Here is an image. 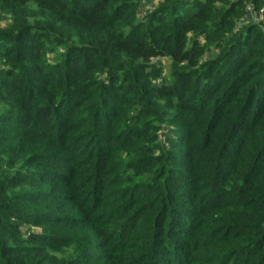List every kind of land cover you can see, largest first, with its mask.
<instances>
[{"label":"trees","instance_id":"obj_1","mask_svg":"<svg viewBox=\"0 0 264 264\" xmlns=\"http://www.w3.org/2000/svg\"><path fill=\"white\" fill-rule=\"evenodd\" d=\"M257 2L264 6V0H162L153 6L145 0H0V102L17 106L9 113L17 125L0 126V264H75L76 254L95 243L86 230L93 229L88 227L99 223L98 219L88 220L77 214L68 225L83 231L86 243H71L68 248L76 256L55 260L58 248L53 245L57 243L53 234L57 231L51 225L65 223L58 219L70 211L59 203L68 200L56 194L55 187L43 191L41 185L55 181L58 174H50L55 180L33 170L28 172L30 180L14 179L13 175H20L24 167L32 165L29 157L61 158L60 151L69 148L64 155L77 158L76 166L67 170L68 175L59 183L66 186L82 180L85 187L96 185L105 170V153L97 144H119L124 136L121 130L106 134L118 115L108 109L118 108L119 113L122 108L132 107L138 116L132 115L131 119L141 127L146 122L140 115L148 114L149 101L157 98L175 100L173 121L179 127H190V131L178 128L177 139L181 140L172 141V147H183L188 139L193 142L180 148L178 156H186L177 168L167 167L175 153L172 149L166 151L161 142L164 134L158 133L160 126L149 125L161 154L152 155L148 162L151 165L146 167H140L135 159L130 164L144 175L130 197L143 189L150 198L146 200L148 205L155 210L148 214L149 222L142 219L135 224L138 229L149 228L145 235L135 232L131 236L133 245L149 239L159 241L166 223L171 230L179 224V231H183L188 215L183 208L184 194L178 189L171 194L168 191L170 183H176L171 180L174 177L184 178L192 188L195 186L194 190L201 188L203 194L212 193L207 199L209 208L224 206V189L200 181L202 169L217 183H221V174L227 180L231 172L237 171L238 190L247 198L245 206L264 214V15L259 24L249 23L248 19L249 9ZM5 17L8 24L3 23ZM208 43L213 44L217 56L201 61ZM49 54L57 55L54 64L48 62ZM165 56L177 66L172 72L174 84L147 85L156 77L145 69L156 68L153 59ZM183 64L186 67H179ZM130 131L122 143L144 133L137 127ZM144 135L149 139L150 134ZM19 136L21 149H29L20 167V157L13 162L14 153L7 154L17 146L4 149L1 144L16 141ZM16 163V174L8 175ZM224 168L227 170L223 172ZM32 181H37L33 186L37 192L24 188ZM126 181L115 179L113 183L123 186ZM162 182L164 193H158L156 187ZM117 193L111 212L124 220L130 202L126 195H119L121 191ZM93 202L83 206V213L99 208ZM14 215L30 225L26 231L13 221L18 217ZM162 217H167L165 224ZM255 220H220L223 230L229 232L219 256L231 260L237 253L246 252V259L242 254L240 261L264 264V230ZM38 225L42 228L36 233L32 226ZM253 247L257 248L251 253ZM160 248L163 254L167 252Z\"/></svg>","mask_w":264,"mask_h":264},{"label":"rangeland","instance_id":"obj_2","mask_svg":"<svg viewBox=\"0 0 264 264\" xmlns=\"http://www.w3.org/2000/svg\"><path fill=\"white\" fill-rule=\"evenodd\" d=\"M160 1L162 0H145V3L147 5L153 6L155 3ZM254 5L255 7H253L251 11L248 12L249 23L259 24L262 20L260 18L259 11H261L262 7L258 2ZM141 13V16L146 14V9L143 7V5L141 7ZM1 14L2 13H0V16ZM3 21L4 24H8L10 22L6 19V17L3 18ZM204 53L205 55L201 58V61L211 60L217 56V50L213 48V44L211 43H208ZM46 58L49 63L54 64L56 62L57 55L49 54L46 56ZM152 64H155L156 68L149 67L145 70L147 73L149 72V74H154L156 79L154 80V83H147V85L149 84L150 86H154L153 84H155L161 86L162 84H165L170 86L174 84L175 79L172 76V72L177 68V66L174 65L171 58L167 56L154 58ZM179 67L184 68L186 67V64L180 65ZM145 81L148 82L147 80ZM132 96L134 95H131L133 102L134 97ZM175 104V100L171 101L170 99L165 98H157L153 102L149 101V113L140 115V118L145 117L146 122L141 127H138V122L131 119L132 115H137L132 107L127 106L126 108H122L119 113H117L118 108L111 107L108 109L111 113L118 114L112 120L111 128H109V130L106 132L108 136L116 133L118 130H121V134H124L126 137L125 133H127V136L130 135V130L134 127H137L138 129L142 128L144 129L143 132L145 134L150 135L148 139L143 133L142 137L128 141L126 143H122L124 140L123 136L121 138V143L119 144H116L115 141H107V144L105 145L97 144L101 152L105 153V155L102 157V166H104L105 170L102 175H99L98 179L100 180L94 186L91 185L85 187L86 185L82 180L73 181L70 185L66 186L59 183L66 177V175H68L67 170H70L76 166L77 158H72L74 156L69 155L65 157L66 155H64L69 151V148L64 152L60 151L63 154L61 158L54 159L48 156L29 157V162H31L32 165L24 167L23 170L25 171H23V173L20 175H13L16 174L15 169L17 168V163L15 164L16 167L14 169L8 170L7 174L13 175L14 179L24 178L25 180L31 179L28 173L30 170L49 174L47 178L53 180L56 178L55 176H50V174H58V179L55 181H49L43 185H41L42 183L40 181L43 191H53L51 189L55 187L54 192L58 195L60 194L67 197L68 200L66 203H59L60 206H66L68 211H70L63 212L64 215L60 217L61 219H58L59 222L64 221L65 223L61 224L65 225H51L57 231V233L52 232V234L54 233V238L57 241V243H54L53 245L58 248V252L54 253L53 255L55 260H62L63 258L66 259L69 256L77 255L75 264H245L243 261H240V259L242 254H244V259H246V252L237 253L236 256H234L231 260L224 259L222 256H219V248L225 244L224 237L229 232V230H223L224 227L220 223V220L223 218H233V220L243 217L248 218V220L255 218L256 220L254 222L261 223L257 224L260 225L258 228L264 230V214H258L254 212L252 208L245 206V201L247 198L243 197L242 192H239L238 190L240 175L237 173V171L231 172L227 180L225 179L226 176L221 174V183H217V181H215L212 176L209 175L206 169H202L204 176L200 179V181L203 180L209 184H217L224 189L226 196L224 206L214 209L209 208V201L207 200L208 195L210 196L212 193L204 191L205 194H203V192H200L201 188L194 190L193 188H195V186L192 188L190 182L185 181L184 178L178 179L179 177H174L171 180H175L174 182L176 183H170L168 191L171 194L174 192V190L178 189L184 194L182 195V200H184L183 208L188 213V215L187 219L183 221V231H179V224H177L171 230V227H169L166 223L167 217H162L161 221L163 224H166L163 228V234L160 236L159 241H152L149 239L148 241L138 242V244L133 245V242L130 240L131 236L135 234V232H138V234L141 233L143 235L148 232L149 227L142 226L140 229H138L135 224L137 221L142 219H147L149 222L151 217H149L148 214L151 215V212L155 210L148 205L149 202L146 200L150 198L143 189H139L138 192L134 193L132 199L130 197V193L137 190H134V188L140 186L142 183L141 181L144 180L143 173L137 169L133 170L130 164L135 159L140 161V167H146L147 165H151L148 162L151 160L152 155L158 156L161 154V152L156 149V145H154V133H152L153 130L148 129L149 125L156 124L160 126L161 129L158 133L164 134L161 138V142L165 145V148L167 149L166 151L172 149L175 153V156L172 155L173 157L171 160L167 161V167L177 168L178 163L182 160L181 158L186 156L184 154L182 156H178L180 148H184L193 142L192 139H188L185 144L182 143L181 146L183 147L179 148L174 146L172 147L171 145L172 141L175 142L176 140H181L177 139L179 132L178 128H180L179 130L190 131L189 125L186 126L182 124L179 127V125L173 121L172 117L176 112ZM16 109V105L8 102H0V126L2 129L7 128L6 126L15 127L17 125L13 121V115L9 114ZM154 113L155 115H153ZM82 116H86V113L82 112ZM16 139V141L10 143L1 142V144L2 148L4 149L14 145L17 146L16 149L7 154L14 153L12 156L13 162H16L20 157L21 163L18 165L20 167V165H23L29 149L25 147L21 149V145H18L17 143V141L20 140V136ZM25 146L29 147V143H26ZM75 146L72 145L71 148H75ZM151 149H153V151H151ZM209 162L211 164V161ZM107 163H110L111 165L106 167ZM184 164L186 167V163ZM193 166V169L198 170L195 164H193ZM111 168L115 170L119 168L120 170H110ZM170 170L173 171L174 169ZM225 170L227 169L224 168L223 172ZM124 171L127 174L124 173ZM171 174H176L175 170L174 173L171 172ZM85 177L88 180L89 175L87 174ZM124 178H126L127 181L121 184L123 186L113 183L115 179ZM132 180L135 181L132 183ZM36 183L37 181H32L31 185H25L24 188L31 192H37L36 189H33V186ZM162 186L164 187V182L160 183L156 187L158 188V193H164ZM118 191H121L119 195H126L128 201L130 202L128 205L129 211L126 213V218L124 220H118V217L111 212L115 206L114 199H116ZM228 199H230L231 203ZM93 201L97 202L99 208L95 212L92 211L83 213V206L86 205L87 202ZM77 214L81 217H86L88 220L94 221L95 219H98L96 222L99 223H96L94 226L89 225L88 228L93 229L90 231H87L88 229L86 230L89 238H95V243H93L92 246H89L84 251L75 255L74 251H72L71 248H68V245L76 241L86 243V240H83L84 232L81 230L77 232L78 227H70L68 225L70 220L77 216ZM158 218L159 217L154 215L155 221L158 220ZM13 221L22 224V227L20 228L23 232L26 231V229L30 226L19 216ZM176 222L179 223L178 221ZM133 226L135 227L134 230ZM32 227L36 233H39L40 228H42L41 225ZM47 233L51 235L50 232ZM77 236H80V238H77ZM169 245H171V248L170 252L168 253ZM154 246H156V249ZM160 247L165 248L167 252L165 254L160 252ZM255 248L257 247H253L251 249V253H253ZM50 256H52V253Z\"/></svg>","mask_w":264,"mask_h":264},{"label":"built area","instance_id":"obj_3","mask_svg":"<svg viewBox=\"0 0 264 264\" xmlns=\"http://www.w3.org/2000/svg\"><path fill=\"white\" fill-rule=\"evenodd\" d=\"M249 11H251V9H249ZM259 15H260V18L263 17V15H264V6H262L261 11H259Z\"/></svg>","mask_w":264,"mask_h":264}]
</instances>
